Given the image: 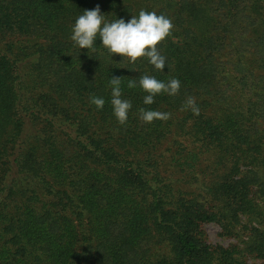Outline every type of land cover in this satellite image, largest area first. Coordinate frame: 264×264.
I'll list each match as a JSON object with an SVG mask.
<instances>
[{
	"label": "trees",
	"instance_id": "trees-1",
	"mask_svg": "<svg viewBox=\"0 0 264 264\" xmlns=\"http://www.w3.org/2000/svg\"><path fill=\"white\" fill-rule=\"evenodd\" d=\"M97 6L169 18L164 71L99 37L79 50L72 26ZM144 75L180 90L145 105L127 87ZM0 264H264V0H0Z\"/></svg>",
	"mask_w": 264,
	"mask_h": 264
},
{
	"label": "clouds",
	"instance_id": "clouds-1",
	"mask_svg": "<svg viewBox=\"0 0 264 264\" xmlns=\"http://www.w3.org/2000/svg\"><path fill=\"white\" fill-rule=\"evenodd\" d=\"M173 27L169 18L144 9L139 11L138 16L131 15L127 21L119 18L108 22L97 6L91 10H84L83 14L76 18L70 39L79 50L86 48L89 52L94 48L97 37H99L100 44L104 46L111 57L113 54H119L121 57H127L131 63L144 57L155 69L164 71L166 57L160 53L157 45L171 34ZM121 84L120 77L113 76L109 80L112 112L118 123L124 125L128 120L132 104L131 101L122 98ZM137 86L146 93L143 103L151 105L155 102V97L162 93L170 96L176 95L180 90L181 82L175 77L164 82L149 75L141 76L138 85L136 80L127 82L128 88ZM105 102L103 97L90 96V103L95 105L97 110H102ZM184 107L190 109L194 115L199 114V108L194 98H188ZM139 118L143 122L151 124L155 119H169L170 114L152 109H140Z\"/></svg>",
	"mask_w": 264,
	"mask_h": 264
},
{
	"label": "rangeland",
	"instance_id": "rangeland-1",
	"mask_svg": "<svg viewBox=\"0 0 264 264\" xmlns=\"http://www.w3.org/2000/svg\"><path fill=\"white\" fill-rule=\"evenodd\" d=\"M204 228L207 232L208 240L211 244L220 243L222 245H227L231 239L221 237L219 232V227L215 223H205Z\"/></svg>",
	"mask_w": 264,
	"mask_h": 264
}]
</instances>
